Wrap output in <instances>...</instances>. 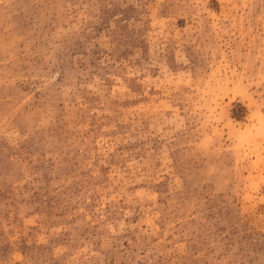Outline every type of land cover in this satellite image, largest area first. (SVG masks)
I'll list each match as a JSON object with an SVG mask.
<instances>
[{
    "label": "rangeland",
    "instance_id": "374dc122",
    "mask_svg": "<svg viewBox=\"0 0 264 264\" xmlns=\"http://www.w3.org/2000/svg\"><path fill=\"white\" fill-rule=\"evenodd\" d=\"M0 264H264V0H0Z\"/></svg>",
    "mask_w": 264,
    "mask_h": 264
}]
</instances>
